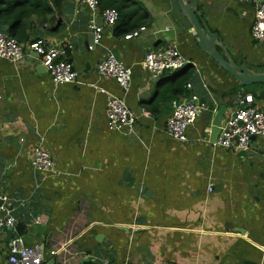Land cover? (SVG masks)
Listing matches in <instances>:
<instances>
[{
  "label": "crops",
  "instance_id": "obj_1",
  "mask_svg": "<svg viewBox=\"0 0 264 264\" xmlns=\"http://www.w3.org/2000/svg\"><path fill=\"white\" fill-rule=\"evenodd\" d=\"M197 3L221 55L263 72L264 43L250 34L252 3ZM51 4L53 20L33 15L25 38L70 45L77 80L53 85L33 54L0 57V193L24 244L43 245L44 260L54 257V264H264L263 140L253 137L246 149L212 145L216 110L225 107L222 124L244 95L263 108L264 82L241 86L199 48L177 0H119L116 22L94 48L80 0ZM139 26L145 29L132 37ZM167 43L178 46L191 76L181 93L169 88L156 99L182 68L152 77L141 60ZM108 51L132 70L126 90L96 71ZM99 87L136 112L134 130L107 128ZM191 93L209 107L180 141L165 122ZM37 144L50 152L54 172L31 166ZM15 234L0 230L3 264Z\"/></svg>",
  "mask_w": 264,
  "mask_h": 264
},
{
  "label": "built area",
  "instance_id": "obj_2",
  "mask_svg": "<svg viewBox=\"0 0 264 264\" xmlns=\"http://www.w3.org/2000/svg\"><path fill=\"white\" fill-rule=\"evenodd\" d=\"M253 5V19L250 26L251 37L264 43V0H245ZM87 9V28L91 32L90 48L99 45L104 27L112 26L117 18L118 11L113 7H100L99 0H80ZM145 26L131 30L132 37L137 36ZM70 45L54 43L46 39L34 38L21 43L15 36L9 35L0 29V57L8 60H19L26 55L39 58L50 74L53 85L57 86L77 80L78 72L73 63L67 59V49ZM186 57L178 46L165 44L147 51L142 60V68L157 76L164 70H176L183 67ZM99 75L112 78L122 88H129L132 79V70L126 66L118 54L108 51L96 63ZM189 83L187 84V86ZM105 94L106 126L111 130L131 132L136 122V112L129 107L123 98L110 94L105 88H99ZM233 109L220 125L219 133L214 146L246 149L253 137L261 138L264 146V107L259 108L253 104L251 95H244L237 100ZM208 104L195 93H191L178 102L165 122L167 133L180 141L187 139L188 129L194 124L200 112L208 109ZM141 114L148 111L141 109ZM29 161L36 171H55L54 159L50 152L42 145H35L30 154ZM8 196L0 193V230L10 228L16 234L8 242L7 264H41V254L44 247L41 244L26 245L20 234L16 231V219L8 204ZM53 254V251H50ZM0 264H3L0 261Z\"/></svg>",
  "mask_w": 264,
  "mask_h": 264
},
{
  "label": "trees",
  "instance_id": "obj_3",
  "mask_svg": "<svg viewBox=\"0 0 264 264\" xmlns=\"http://www.w3.org/2000/svg\"><path fill=\"white\" fill-rule=\"evenodd\" d=\"M52 0H0V29L9 35L15 36L20 42H26V30L30 27V18L35 15L42 20H53ZM99 6L113 7L118 12L120 9L119 0H99ZM48 17H47V16ZM191 72L182 67L176 78L168 82V86L163 87L156 99L161 98L167 90L181 93L189 83ZM16 231L21 234L23 227L17 226Z\"/></svg>",
  "mask_w": 264,
  "mask_h": 264
},
{
  "label": "water",
  "instance_id": "obj_4",
  "mask_svg": "<svg viewBox=\"0 0 264 264\" xmlns=\"http://www.w3.org/2000/svg\"><path fill=\"white\" fill-rule=\"evenodd\" d=\"M179 5V10L183 12L191 22L193 29L196 33L198 39L199 48L205 50L214 61L219 64L224 70L234 76L241 86L250 83L264 82V71L263 72H253L247 66L243 64H237L233 60H227L219 52L216 44L217 35L211 32L206 24L203 22L202 18L199 16L198 3L197 0H177ZM33 55H35L33 53ZM186 65V64H185ZM184 65V66H185ZM225 107L221 105L215 113L213 124L214 131L219 130L221 120L223 118ZM6 228V227H5ZM45 256L41 254V264H54V257L44 260Z\"/></svg>",
  "mask_w": 264,
  "mask_h": 264
},
{
  "label": "rangeland",
  "instance_id": "obj_5",
  "mask_svg": "<svg viewBox=\"0 0 264 264\" xmlns=\"http://www.w3.org/2000/svg\"><path fill=\"white\" fill-rule=\"evenodd\" d=\"M68 59V58H67ZM69 60V59H68ZM70 61V60H69ZM184 67V66H183ZM182 68V67H181ZM99 88H103V87H99ZM99 90V89H98ZM100 91V90H99ZM101 92V91H100ZM102 93V92H101ZM104 94V93H103ZM116 96V95H115ZM106 99V98H105Z\"/></svg>",
  "mask_w": 264,
  "mask_h": 264
}]
</instances>
